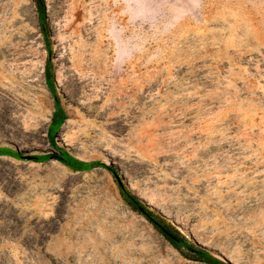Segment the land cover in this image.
Here are the masks:
<instances>
[{
  "label": "rangeland",
  "instance_id": "374dc122",
  "mask_svg": "<svg viewBox=\"0 0 264 264\" xmlns=\"http://www.w3.org/2000/svg\"><path fill=\"white\" fill-rule=\"evenodd\" d=\"M57 147L186 237L264 264V0H44ZM34 0H0V264H206L56 159Z\"/></svg>",
  "mask_w": 264,
  "mask_h": 264
},
{
  "label": "trees",
  "instance_id": "16d2710c",
  "mask_svg": "<svg viewBox=\"0 0 264 264\" xmlns=\"http://www.w3.org/2000/svg\"><path fill=\"white\" fill-rule=\"evenodd\" d=\"M34 3L37 11L39 28L41 33L43 34L44 46L49 53L48 59L45 64V78L46 84L53 94L54 110L51 114L47 134L50 142L55 146V151L44 155L30 156V158L38 162L53 158L61 162L63 165L69 167L73 171L89 170L95 166L105 167L116 182L120 195L125 204L130 209L142 215L150 223V225L160 235H162L163 238H165L175 249H177L182 255H184V257L195 261L204 262L206 264H229L215 258L205 247L186 237L177 229V227L173 223H171L167 219L165 215L144 202V200H142L128 187L126 183L123 182V178L113 165H107L99 161H84L69 154L66 150L57 147L53 140L54 134L67 118V114L65 112V109L61 105L58 96L55 93L54 73L50 60L51 47L49 31L46 22L45 1L34 0ZM1 154H7L22 158L21 155L17 153H11L7 149H0V155Z\"/></svg>",
  "mask_w": 264,
  "mask_h": 264
}]
</instances>
